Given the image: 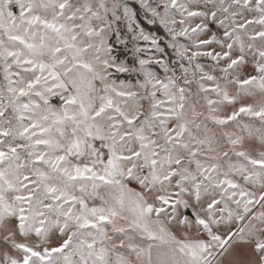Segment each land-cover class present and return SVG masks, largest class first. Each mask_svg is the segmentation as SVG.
I'll list each match as a JSON object with an SVG mask.
<instances>
[{"label":"snow or ice","instance_id":"snow-or-ice-1","mask_svg":"<svg viewBox=\"0 0 264 264\" xmlns=\"http://www.w3.org/2000/svg\"><path fill=\"white\" fill-rule=\"evenodd\" d=\"M0 264H264V0H0Z\"/></svg>","mask_w":264,"mask_h":264}]
</instances>
